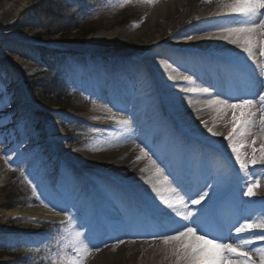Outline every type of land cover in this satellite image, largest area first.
<instances>
[{
	"label": "bare ground",
	"instance_id": "bare-ground-1",
	"mask_svg": "<svg viewBox=\"0 0 264 264\" xmlns=\"http://www.w3.org/2000/svg\"><path fill=\"white\" fill-rule=\"evenodd\" d=\"M30 1L0 0V24L12 21ZM220 3L221 0H161L133 30L112 29L97 33L93 37V47L96 50L108 48L109 40L119 49L118 53L122 52L124 56L120 58L113 56L111 60L120 68L119 74L112 75L106 67L108 55L100 58L105 62L104 65L95 62L86 72L92 79L88 87L100 102L85 114L109 121L104 127L93 125L100 129L114 128L117 134L94 135V141L98 138L100 141L95 142L88 153L69 154L60 149L61 145L52 147L48 141L44 142V146L43 142L39 146L50 147L49 151L45 152V156L54 151L55 157L71 164L75 177L79 182L81 180L87 189L90 204L81 213L87 217L88 228L94 229L89 233L94 247L85 264H173L171 245L164 244L162 239V235L167 233L162 230L142 229L141 226L149 222V214L145 211L147 208L153 211L152 219L160 226L164 221L156 210L164 212L167 209L152 192L151 185L147 183V178L152 177L154 171L148 159L136 160L140 155L137 145L145 147L160 166L163 161L166 162L162 166L166 170L165 174L181 175L186 168L184 164H180L174 169L170 165L172 161L158 157V149L160 148L161 151L168 143L172 146L176 157L184 156L195 161L198 156L207 159V156L217 152L222 158H229L231 162L225 163L224 167L234 170L235 173L233 177L228 176L220 185L211 204L218 212L222 204L227 203L225 214L235 212L239 219L251 216V211L247 212V208L240 205L242 198L239 191L243 188V181L236 179L238 166L234 163V155L227 147L225 139L232 127V111H219L221 106H208L199 111L179 101L168 104L163 94L166 90L161 91L164 87L171 86L170 95L204 96L199 88L204 86L202 84L206 83V78L203 76V71L195 64L196 59L202 62L205 72L212 71L209 65L212 63L219 69L220 74L226 75L223 69L226 67L234 71L235 78L243 82L248 81L249 77L264 80V75H260L264 70L259 68L261 54L254 62L249 58L242 60L243 52L238 45L223 41L216 35L212 37L206 32L218 31V27H211L214 22L232 20V17L221 14ZM206 26H209V29H204ZM191 29L197 31L191 33ZM166 42L176 46V49L168 50L163 44ZM131 46L135 49L131 50ZM220 50H225L226 53L221 55ZM253 50H260L259 41H256ZM136 52L143 54L147 61L137 56ZM208 54L211 55L210 62L207 58ZM161 61L168 65L167 70ZM153 67L157 68L158 72L172 76L183 73V76L192 77L194 71H198L200 76L196 84L193 78L191 83L181 78L172 80L169 77L159 76ZM94 77L97 79H93ZM110 80V85L105 84ZM122 82L125 83L124 88ZM184 85H190L191 91L176 88ZM5 89L0 94V186L9 177V164L11 165L21 154L18 141L21 125L13 115L15 108L9 106L8 101L11 97ZM121 90L126 94L122 95L119 92ZM229 91L233 92L231 89ZM260 91H263V88ZM219 95L229 99L230 102H236V99L232 98H249L236 91L233 93L221 91ZM109 108L111 113L107 111ZM199 113H202V117H198ZM110 115L118 119H128L131 124L119 126L108 119ZM216 118L218 124L215 126L212 123L206 124L205 127L201 123L205 121L204 119ZM123 127L128 128L129 133H126ZM207 128H212L213 132L209 133ZM253 134L254 132H251L239 141L244 145L240 149L242 154L248 156L252 154ZM55 138L58 142L62 141L59 134ZM257 143L258 138L255 148ZM5 154L9 157L8 163L4 160ZM167 165L172 169L170 170ZM141 169L146 170L141 171ZM169 179L171 180L172 177L170 176ZM105 180H108L110 185H104ZM203 182L200 175H197L194 185ZM235 205H240L239 209L235 208L237 207ZM191 208L199 211V206H191ZM64 212V208L58 207L53 211L44 204L0 209V216L57 221L62 219ZM210 229H208L211 233L209 238L219 237L220 242H226L220 233L211 232ZM198 234H203V230L198 229ZM154 237L157 239L152 242L151 239ZM145 246L151 248L144 256L138 257L140 249ZM96 248H99V251H96ZM0 264L4 263L0 262Z\"/></svg>",
	"mask_w": 264,
	"mask_h": 264
},
{
	"label": "rangeland",
	"instance_id": "rangeland-1",
	"mask_svg": "<svg viewBox=\"0 0 264 264\" xmlns=\"http://www.w3.org/2000/svg\"><path fill=\"white\" fill-rule=\"evenodd\" d=\"M160 1L147 3L145 0H128L125 3L124 0H31L12 21L0 24V94L3 89H7L6 93L11 97L8 101L9 106L15 108L13 115L21 125L18 136L21 154L11 164L9 177L0 186V209L44 204L53 211L58 207L64 208L74 218L75 230L85 233L90 240L89 233L94 229L88 228L87 217L81 213L90 204L87 189L81 180L79 182L75 177L71 164L55 157L54 151L49 152L48 156L44 155L50 148L43 147L44 142L48 141L52 147L59 144L60 149L69 154L88 153L89 148L100 141L99 138L94 141V135L117 134L114 128H97L89 121L86 112H80L78 109L88 104V110H92L98 102L88 87L92 79L86 74L95 62L104 65L105 62L100 58L108 55L109 60L105 65L110 73L115 75L121 71L111 60L113 56L120 58L124 54L118 53L119 49L109 40L108 48L96 50L92 39L97 33L112 29L133 30ZM138 17H141L140 21L136 20ZM225 23L228 22H214L211 27L217 28L218 25ZM208 27L204 29H209ZM195 31L197 30H190L191 33ZM39 32L49 33L50 38L47 41L36 39L34 35ZM206 32L212 37L217 33L208 30ZM256 41H259L258 36ZM163 44L169 46L171 43ZM130 49L135 48L131 46ZM219 53L223 55L226 51L220 50ZM260 54L261 50H253L255 59ZM136 55L147 61L143 54L136 52ZM241 58L244 60L248 56L243 53ZM260 61L259 64L264 65V56H261ZM153 70L159 76L166 78L170 76L158 72L157 68L153 67ZM110 82L111 80L105 84L108 85ZM36 84L51 92V98H55L56 103L50 107L38 103L33 93ZM124 86L125 83L122 82V87ZM176 88L189 92L192 89L190 85ZM171 89V86L161 89L166 90L163 94L168 104L179 101L189 106L194 101H202L201 95L192 97L170 95ZM119 92L122 95L126 94L123 90ZM258 114H261L260 111ZM258 114L255 116L256 126L251 129L255 135L260 131ZM123 129L129 133L128 128ZM54 130L61 135V142L52 138ZM42 142L43 146L39 147ZM256 148L259 150V147ZM157 155L164 160L160 148ZM5 156L8 155H3L4 160ZM162 163L160 167L166 162ZM257 166H254L255 173ZM21 170L24 175H21ZM29 179L37 185L35 195L32 186L27 182ZM103 184L110 185L108 180ZM246 199L247 208L253 218L263 213L264 206L261 203L253 201L252 198ZM16 200L24 201L26 204L13 205ZM11 203L12 207H5ZM64 219L63 216L57 221H42L0 216V262L51 264L52 255L60 250L58 239L67 236L72 228L67 223L60 225V221ZM141 226L142 229H154L152 225L148 227L146 223ZM156 239L157 237H154L151 241L155 242ZM65 242L59 239L60 244ZM259 247H264V241H257L251 248V255L257 264L259 255L253 249ZM150 248V246L141 248L137 256H144ZM4 252H10L14 256H3ZM88 257L89 255L85 263Z\"/></svg>",
	"mask_w": 264,
	"mask_h": 264
},
{
	"label": "snow or ice",
	"instance_id": "snow-or-ice-1",
	"mask_svg": "<svg viewBox=\"0 0 264 264\" xmlns=\"http://www.w3.org/2000/svg\"><path fill=\"white\" fill-rule=\"evenodd\" d=\"M124 2L127 3L128 0H124ZM145 2L153 3L154 0H145ZM220 8L221 14L232 17V20L218 25V31L214 35L232 45H238L253 62L255 60L253 48L258 36L261 55L264 56V0H221ZM188 38L191 39V37ZM161 64L167 70L168 65L164 61H161ZM260 75H264V72ZM169 78L177 79L172 75ZM181 79L189 83L192 82L191 76H183ZM246 88L245 95L253 98H232L236 99V102H230L229 99H221L217 95L208 100L207 104L221 106L219 111H232V127L225 139L227 147L234 155V163L238 165L236 179L242 180L244 184L241 194L252 198L256 195L255 189L260 186L254 166H264V143H261L259 150L254 147L257 138L264 141V91H260L264 88V80L249 77ZM199 91L210 94L208 88ZM256 96H258V103L261 106L259 109L261 113L259 117L260 134L258 137L253 136L252 154L249 157L241 153L240 149L244 145L239 141L248 136L251 129L256 126V112L252 111L257 102L254 99ZM107 111L111 113L110 108ZM95 119H100V117H95ZM108 119L113 120L119 126H130L131 124L128 119H118L114 115H110ZM201 123L207 127L204 121ZM207 131L213 132L212 128H207ZM137 147H139L140 155L136 157V160L147 158L154 170L152 177L147 178V183L151 185V190L159 201L171 212V214H167L159 209L156 210L164 221L161 226L172 233L163 234L162 239L164 244L171 245L173 264H257L252 255L243 249L254 245L257 241H264V213L255 218L252 216L242 217V223L237 219L236 223L239 226L229 225V231L234 228V232L237 234L238 244L220 242L219 237L209 238L211 234L208 231L209 227L213 224L216 227H222L224 224V217L217 212L211 201L217 194L220 185L227 178L230 169L218 170L216 175H209L205 178L203 184L194 185L187 174H165V168L160 167L145 147L139 145ZM8 161L9 157L5 156V162L8 163ZM9 167H11L10 164ZM145 170L141 169V171ZM21 175H24L23 170H21ZM209 180L211 183L208 182ZM27 182L32 186L35 195L37 185L33 184L30 179ZM173 184L176 186L173 187ZM190 205L199 206V211L191 208ZM57 214L59 215V213ZM64 217L65 219L60 221V225L63 226L67 223L72 228L67 236L59 238L65 240V243L60 244L58 239L57 244L60 250L52 255L51 264H85V259L94 245L91 244L85 233L75 230L74 218L67 211L64 212ZM198 229L203 230V234H198ZM245 233L248 234V238H240V234ZM119 243H123V241H119ZM253 250L259 255V264H264V247ZM96 251H99V248H96Z\"/></svg>",
	"mask_w": 264,
	"mask_h": 264
},
{
	"label": "trees",
	"instance_id": "trees-1",
	"mask_svg": "<svg viewBox=\"0 0 264 264\" xmlns=\"http://www.w3.org/2000/svg\"><path fill=\"white\" fill-rule=\"evenodd\" d=\"M34 37H36L40 40H46L47 41L50 38V34L39 32V33L35 34ZM63 39L64 38H61L62 41H65ZM31 86L33 87V85H31ZM35 86L37 88L35 87V89L33 90V93H34V98L37 100L38 103L45 104L46 107H50L51 104L56 103L54 101L55 98H51V92L45 91L43 88H41V86H38L37 84ZM58 97H59V95H57V98ZM62 108H64V107H62ZM259 174H260V176H259L260 186L257 189H255V192H256L255 197L264 201V166L260 167ZM17 194H18V191H17ZM15 197L18 198V196H15ZM21 203L26 204L24 201L20 202V200H16L15 204H13V205H16V204L21 205ZM13 205L11 203V204L5 205V207L9 208V207H12Z\"/></svg>",
	"mask_w": 264,
	"mask_h": 264
}]
</instances>
